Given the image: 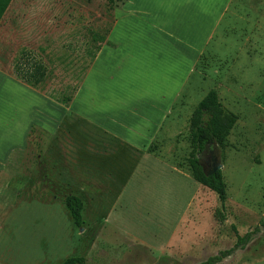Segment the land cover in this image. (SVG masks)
Masks as SVG:
<instances>
[{
	"label": "rangeland",
	"instance_id": "rangeland-1",
	"mask_svg": "<svg viewBox=\"0 0 264 264\" xmlns=\"http://www.w3.org/2000/svg\"><path fill=\"white\" fill-rule=\"evenodd\" d=\"M112 21L106 0H11L0 19V70L18 79L15 59L22 49L30 51L46 67L34 89L67 108L61 116L60 107H47L41 98H0L3 134L10 127L22 134L24 115L34 114L36 104L48 108L41 119L53 127L32 126L26 147L12 151L0 172V264H61L71 256L88 264H199L233 247L215 264H264V0L230 1L207 44L199 43L203 49L181 85L167 87L165 80L191 63L196 51H183L176 37L150 34L132 20L114 27L122 47L119 69L107 62L99 75L98 90L106 96L97 97V104L105 110L94 114V123L79 112V98L95 90L93 78L83 94L77 92L86 72L95 73L91 55L107 39ZM161 85L166 99L154 93ZM140 89L149 96L146 104L163 109L154 133L158 113L148 121L132 109L133 100L117 99ZM209 89L238 117L225 148L213 142L199 154L206 172L215 164L222 170L224 220L215 214L216 194L194 180L187 162L189 117ZM69 94L66 105L51 97ZM84 109L93 112L92 106ZM110 119L120 142L105 130ZM149 133L144 146L123 142L142 144ZM68 194L83 199L80 227L65 208ZM247 232L249 241L236 247Z\"/></svg>",
	"mask_w": 264,
	"mask_h": 264
},
{
	"label": "crops",
	"instance_id": "crops-1",
	"mask_svg": "<svg viewBox=\"0 0 264 264\" xmlns=\"http://www.w3.org/2000/svg\"><path fill=\"white\" fill-rule=\"evenodd\" d=\"M231 0H122L118 2V5L112 8V16L113 21L111 28L109 30V34L107 39L104 43H101L96 54L94 57L92 68L94 69L95 73L92 74V70L86 72V75L82 81V85L78 89L77 94H83L84 90L88 89L90 84L89 80L93 78L92 83L94 87V92L87 94L84 99L79 98V100H83L84 107L80 110L81 114H85L93 121L94 123L99 122L97 120L95 113H100V109L98 106L97 97L106 96L104 93L99 92L97 82L99 80V75L102 69L105 67L107 62H114L112 64V69H119L118 64V57L120 52H122L121 44L118 41V35L114 32V27L122 26L125 23H129L132 20V24L137 22L139 29L149 30L150 34L156 35H166L174 38L175 41L184 44L183 51L193 50L196 51L195 58L193 61L188 62L185 61L183 65L180 66V70L174 71L172 75L181 72L184 67V73L182 76L174 77L172 75L168 76V79L165 80L167 87L171 85H181L184 81V77L188 75L191 71L193 64L198 60L199 54L201 53L202 46H199L201 41H206L204 43L207 44V41L210 37L214 34L216 28L218 27L226 9L228 8ZM117 37V40L115 39ZM182 43H181V42ZM110 42L113 45L108 47V43ZM204 45V44H203ZM173 53L179 55L180 53L174 52ZM173 53L168 54V58L170 59ZM193 58V56H192ZM182 60V57H181ZM178 62V61H177ZM188 63V65H187ZM117 72V70H116ZM120 75V73L118 72ZM119 77L116 75L113 78H108L110 81L109 83H115ZM160 84H163L161 81H157ZM87 85V88L84 89V85ZM114 86V85H113ZM164 87V86H163ZM162 85L160 87L154 88V93L158 94L161 99H166L165 92H163ZM178 87L173 89L174 92H177ZM146 89L137 90L134 94H121L117 95V99L122 102L124 99L133 100V110L134 111H141V114L149 117L151 114L158 113V117L156 118V123L154 124V128H152L153 133L157 130V122L161 119L162 110L158 109L157 111L150 104H146L145 102H149V96L144 94L143 91ZM148 90V89H147ZM4 93H10L16 95L20 102H34L37 101L39 98L47 101V107L52 106L54 109L56 107H60L61 116L67 110V108L63 107L62 105H56L52 99L49 97L40 94L36 89L26 85L22 81L16 79L14 75L10 74L9 72H3L0 70V98H3ZM115 95H111L113 97ZM110 97V96H108ZM116 98V97H115ZM145 101V102H144ZM93 105H92V103ZM3 105V104H2ZM86 105L93 107V112H89V110L84 109ZM36 107V111H35ZM41 108L39 109V105L34 106V114L30 117L25 118L24 115V129L22 134L18 135L15 129L10 127L9 129L0 131V172L4 167L5 163L8 160V157L17 149L22 147H26L27 140L26 135L29 132L32 126H36L37 128L43 129L45 131H52L53 127H50V124H46L41 119V116H49L48 108ZM119 107V106H118ZM3 108V107H2ZM143 108V110H140ZM145 111L148 113H145ZM34 117V118H32ZM150 120V117L147 119ZM3 121V120H2ZM113 124H104L105 130L108 134L116 139L121 141L118 136L113 135L111 131L117 132V127L114 124V120L110 119ZM108 120H103L101 122H109ZM4 122V121H3ZM18 122V120L16 121ZM57 120H55L56 124ZM100 122V123H101ZM146 124L148 122H145ZM143 123V125H145ZM54 124V126H55ZM103 123H101L102 125ZM49 126V127H48ZM103 127V125H102ZM149 128V126H147ZM15 130V131H14ZM104 130V131H105ZM105 131V132H106ZM106 132V133H107ZM118 133V132H117ZM153 133H149V138L144 139L142 144H134L127 141H123L125 146L133 147V146H144L149 140H151Z\"/></svg>",
	"mask_w": 264,
	"mask_h": 264
},
{
	"label": "trees",
	"instance_id": "trees-1",
	"mask_svg": "<svg viewBox=\"0 0 264 264\" xmlns=\"http://www.w3.org/2000/svg\"><path fill=\"white\" fill-rule=\"evenodd\" d=\"M11 0H0V19L8 7ZM110 8L118 5L122 0H106ZM110 44V42H107ZM95 53L91 55L90 62L94 59ZM89 62V63H90ZM88 68V65L83 69V73ZM13 72L15 76L33 88H40L46 74L45 65L31 54L30 51L22 49L19 56L16 57L13 64ZM81 74L78 77V82L82 80ZM75 85L73 91L77 89ZM72 91V92H73ZM56 98L60 103L66 105L71 100V94L63 95ZM237 114L227 109L218 97L215 89H209L206 94L198 101L195 108L192 110L189 117L188 126V141L190 150L188 152L187 162L192 177L201 185L211 189L217 196L220 207L216 209L215 214L220 220L226 218V182L222 170L215 169L209 174H206L203 165L200 162L199 154L204 151L207 145L215 142L221 149L226 146V139L231 129L237 121ZM32 127L30 133L34 130ZM65 208L72 219L73 223L80 227L83 223L82 209L83 199L77 194H68L64 198ZM264 217V212H263ZM264 228V221L261 223ZM258 227L255 228V231ZM252 232H247L244 235L237 237L236 247L244 246L250 239ZM234 250V247L220 252L217 255H211L199 264H215L223 257L227 256ZM61 264H88L83 256L67 257Z\"/></svg>",
	"mask_w": 264,
	"mask_h": 264
},
{
	"label": "water",
	"instance_id": "water-1",
	"mask_svg": "<svg viewBox=\"0 0 264 264\" xmlns=\"http://www.w3.org/2000/svg\"><path fill=\"white\" fill-rule=\"evenodd\" d=\"M218 168H220V165H218V164H215L214 166H213V168L209 171V172H206V174H209V173H211L212 171H214L215 169H218ZM260 229H263L262 227H260Z\"/></svg>",
	"mask_w": 264,
	"mask_h": 264
}]
</instances>
